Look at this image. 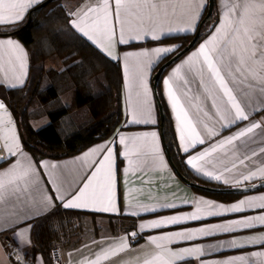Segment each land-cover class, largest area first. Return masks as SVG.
Returning a JSON list of instances; mask_svg holds the SVG:
<instances>
[{
	"label": "crops",
	"instance_id": "0c3cea01",
	"mask_svg": "<svg viewBox=\"0 0 264 264\" xmlns=\"http://www.w3.org/2000/svg\"><path fill=\"white\" fill-rule=\"evenodd\" d=\"M43 1L45 0H39L38 3L33 4L24 13L22 20L15 23H2L0 27H13L24 23L30 11ZM109 2L110 5L114 7L115 0H109ZM177 2L181 6L176 9L175 14L172 13L170 8L169 14L166 17L161 15V17L153 23L146 22L143 25H139V27H143L146 30L155 28L160 39L167 36L195 32L204 19L208 0H177ZM69 4L70 6H74V4L77 3L72 0ZM234 4L241 8L244 4H248L247 20L252 26L257 29L259 28L261 16L260 5L264 4V0H216L220 16L212 31L199 41L195 47L177 60L176 63L168 67L161 77L159 83L160 91L170 108L179 147L182 152H184V142L180 140V122L176 119V111L172 108L171 101L167 97V84L165 81L177 64L187 60V58L197 52L200 46L206 43L212 35L216 34V30L223 20L224 13L229 11ZM102 7L103 0H83L76 12L82 17L90 18L92 16H100L102 20L100 12L93 11V9L101 10ZM232 15L238 16L239 12L233 13ZM194 16L195 19H193ZM189 21H192L191 25ZM113 22L116 26V34L111 43L108 42L106 37L103 38V42H100L99 33L96 34L95 38L97 39L96 47L111 59L119 61L122 68V122L108 139L98 141L78 154L60 159L46 158L37 160L23 145L17 120L7 103L6 96L8 95V91L27 85L30 74V55L27 47L19 38L12 35L0 34V40L6 41L11 39L14 44H19L23 50L18 52L14 49H0V102H3L7 108V112L0 110V160L8 161L7 163H0V172L8 171L10 165L15 160H19L25 166L29 162L35 165L37 161H47L49 164L57 165L69 164L72 165L74 170L79 171L76 183L72 186L73 189L76 187L82 189L83 184L87 183L88 179H91L92 172L99 164L85 165L81 158L91 154L88 156L89 160L97 161L102 160V156L106 155L107 151H113L114 154L115 193L113 189L112 197L116 211L105 213L94 210L107 207V199H104L102 202L89 201L87 208L70 209L81 211L85 213V215L81 220L77 221L74 233L65 235L59 244L62 248L65 264H95L97 260H99V264H146L147 261L156 260L157 257H160L162 260H167L170 259V257L167 256L166 250L160 246L161 242L156 239L160 236L171 235L176 231H193L200 227L211 228L217 223L224 222L227 218L237 219L264 214V211L253 210L245 213H229L227 217H213L201 221H187L179 225H168L157 229L140 227L141 225L149 224L153 220H163L172 215H185L194 212L196 204L201 200H208L214 204H222L227 208L231 207L234 203H239L242 199L264 195V189L241 194L238 198L227 202L197 192L195 187L188 185L179 177L166 153L161 134L160 114L153 80L156 66L147 69L149 91L147 96H144L136 87L135 77L137 65L145 60V58L128 56L126 59L125 57L130 52H151L157 47H172L178 49L180 44L164 43L123 49L121 48L122 45L153 40L151 38V33L149 32L148 35L142 36L138 41H131L124 44L119 41V22L115 20ZM133 26L136 27L137 25L134 23ZM189 27H192L194 30H184ZM125 39H129L127 27L125 30ZM109 51L111 55H108ZM25 53L26 55H24ZM153 59L154 63H156L155 58ZM125 65H127L128 71H125ZM21 81H23V83H21ZM234 91L242 107H244L249 114V120L235 127L221 131V122L218 121V117L209 119L204 116L203 113L197 114L194 108H190L193 120L196 123V131L205 138V144L197 145L195 148L190 147L189 152L186 153L187 160L190 159L192 155H198L209 146L236 133L253 121L261 122L262 125H264V111L253 115L254 110L264 107V95L259 93V89L252 90L247 95L245 91L240 88H236ZM202 94L201 89V95ZM196 103H199V100H197ZM205 103L207 104V110L214 114L210 101H206ZM134 111L136 112L137 119H139L143 113L145 118L155 121V123H133L132 114ZM9 113L11 125L8 123ZM205 124L219 131V135L210 136L208 129L204 127ZM129 126L136 128L129 129ZM145 133L149 134L146 138L144 137ZM151 133H156L154 143L159 149L162 161L157 160L156 163L150 162L143 168H137V155L130 152V158L133 160V164L129 165V157H124V146L119 144L118 137H138L139 140L136 141V144L137 147H140L145 143H153V137L150 135ZM261 133L262 129H256L254 132L256 143L249 145L250 149L256 150L257 156L253 157L250 161H246L245 165L238 164L237 168L233 169L231 172L223 173V178L227 179L228 183L211 179L202 172L193 169L191 165L188 164V166L197 176L223 187L252 183L260 180L262 178L259 176V168L264 167V154L259 153V149L264 147V143H261L264 136H262ZM185 137H188L187 129L185 130ZM9 146H11L12 151L16 153V155L11 158H9ZM129 148H132L131 141H129ZM93 149H100V151L92 154ZM221 155L222 153H216L211 159L216 160ZM148 159L151 161L152 157ZM199 163L200 162H197L198 166ZM230 163L229 161V166ZM205 171H213L215 174H221L223 166L207 167ZM251 171H256L257 176L245 181L241 173L249 174ZM17 172H19V169H17ZM60 174L63 176L66 175L67 172L66 170H61ZM38 175L41 178L42 184L46 186L48 181L43 179L45 173L39 172ZM5 179L7 180V178ZM238 179L240 183H236ZM65 187H67V185H65ZM95 187L96 184L94 182L92 188ZM44 191L51 193L54 189L45 187ZM89 191H91V188ZM64 194L68 195V193ZM56 195L58 197L60 193ZM41 199L40 192H38L35 187H30L28 195L21 194L20 198H16L15 196L8 195L6 192L5 198L0 200V264H14L13 255L17 251H21V249H23V252L33 255L37 264H50L41 253L35 250L33 228L38 219L54 210L59 204H43L41 203ZM172 204L178 205L179 207H167ZM153 208L157 209V211H146V209ZM133 212H139V215H131ZM24 220H30V224L28 227L22 226L19 230L20 235L14 240L13 231H9L8 229H13L14 226L18 224L22 225V221ZM28 228L31 229L30 233ZM250 237L255 238L254 242L249 241ZM261 237H264V227H256L251 230H241L232 234L219 233L207 237L198 235L196 238L188 241L167 244V248L179 253H183L186 248L199 247L203 250V255L194 253L190 258L186 259H182L179 256L171 258L173 264H221V262L225 260L238 256L247 257L246 264H264V257L253 255V253L264 252V246L259 242V238ZM154 239H156L155 243H153ZM233 239L241 243L249 244V246L244 248L230 247V241ZM26 241L29 242L27 247L25 246ZM124 245L127 247H124ZM184 256L187 257L188 254L184 253Z\"/></svg>",
	"mask_w": 264,
	"mask_h": 264
},
{
	"label": "snow or ice",
	"instance_id": "6c2138e0",
	"mask_svg": "<svg viewBox=\"0 0 264 264\" xmlns=\"http://www.w3.org/2000/svg\"><path fill=\"white\" fill-rule=\"evenodd\" d=\"M39 0H0V24L15 23L23 19L24 13ZM181 5L177 0H115L114 7L110 5L109 0H103V7L99 11L102 15L92 17H82L78 12L70 15L65 9V15L68 16V27L77 34L80 38L86 39L93 46L97 45L96 34L99 33L100 42L106 37L111 43L116 34V26L113 22H119V41L127 44L131 41H138L142 36L151 33L153 40L160 39L157 30L144 29L139 27L147 23H153L158 20L161 15L167 16L169 10L173 14ZM248 4H244L241 8L238 5H232L229 11L224 13L223 20L216 30V34L204 44L199 50L193 53L187 60L177 64L172 73L165 81L167 84V97L171 101L172 108L176 111V119L180 122L181 135L180 140L184 142L185 153L189 152V148H195L197 145L205 144L199 132L196 131V123L193 120L190 108H194L197 112L203 113L209 119L218 117L221 122V131L235 127L236 125L249 120V114L242 107L241 102L237 99L234 89L240 88L249 94L252 90L259 89V93L264 95V4L260 5L261 16L260 26L257 29L252 26L247 20ZM239 12V15H232ZM231 17V18H230ZM195 19V16L193 17ZM137 25L134 27L133 25ZM192 21H189L191 25ZM127 27L129 39H125V30ZM185 31H193L192 27L184 29ZM14 49L18 52L23 51L19 44H14L11 39L0 40V49ZM178 51L172 47H157L151 52H130L126 55L131 57H143L145 60L137 65L135 83L140 93L144 96L148 94L147 69L158 66L159 62L167 59L170 54ZM26 55V53L24 54ZM108 55H111L109 51ZM156 63H154V59ZM171 63H176L175 60ZM125 71H128L125 65ZM23 83V81H21ZM131 86V85H130ZM202 89V95H201ZM199 100V103L196 101ZM206 101H210L211 108L214 114L207 110ZM0 110L7 112L6 105L0 102ZM264 111V107L254 110L253 115ZM133 123L148 124L155 123L141 114L137 119L136 112L133 114ZM9 125L11 118L9 113ZM209 135H219V131L205 124ZM188 130V137H185V130ZM256 129H262L261 135L264 136V125L261 122L253 121L236 133L227 136L201 151L198 155H192L187 160V164L193 169L202 172L204 175L216 181L228 183L227 179L223 178L224 172H231L237 168V165H245L246 161L252 160L257 156L255 149H250L249 145L256 143L254 132ZM149 134L145 133L146 138ZM153 137L152 144H143L137 147L136 141L138 137L125 138L118 137L119 144L123 145L124 157H129L128 164L132 165L133 160L130 158V152L137 155L136 167L143 168L151 163H156L157 160L162 161L159 149L154 141L156 133L150 134ZM15 139V138H14ZM129 141L132 142V148H129ZM264 143V139L261 140ZM100 149H93V153ZM216 153H222L216 160L211 157ZM260 154H264V147L259 149ZM9 146V158L15 156ZM88 155L81 159L85 165L99 164L95 167L91 174V179L83 184V188L73 185L76 183V178L79 176V171L74 170L72 165L64 164H49L44 162H29L26 166L19 160L13 161L10 169L6 172H0V200L8 195L20 198L21 194L28 195L30 187H35L41 195V203L43 204H59L65 209H80L87 208L89 201L102 202L107 199V207L94 209L105 213L115 212V204L112 197L114 189L115 193V162L113 151H107L106 155L102 156V160L91 161ZM149 157L152 160L149 161ZM229 161L230 166H229ZM7 160H0V163H7ZM199 163V166L197 164ZM223 166L221 174H215L213 171H205L207 167ZM19 169V172H17ZM66 170V175H61L60 171ZM247 171V169H246ZM44 172L43 179L48 181L45 186L41 182L38 173ZM243 179L246 181L257 176L256 171H251L249 174H243ZM259 176L264 179V167L259 168ZM7 178V180L5 179ZM95 182L96 187L92 188ZM236 183H240L239 179ZM67 185V187H65ZM54 189L51 193L45 192L44 188ZM260 187H264L261 184ZM91 188V191H89ZM57 193L60 195L57 197ZM64 193H68L65 195ZM169 208H177L178 205H168ZM260 210L264 211V195L258 197H250L242 199L239 203H234L231 207H224L222 204H214L208 200H201L196 204L194 212L185 215H172L163 220H153L147 225H141V228L157 229L168 225H179L187 221H201L213 217H227L229 213H245L248 211ZM146 211L156 212L157 209H146ZM131 215H139V212H133ZM35 218V217H33ZM259 222V223H257ZM30 220L22 221V225H15L13 229V239L16 240L20 235V228L28 227ZM256 227H264V214L252 217L231 219L227 218L224 222L217 223L211 228L200 227L193 231H176L171 235L160 236L158 239L161 242V247L166 250V254L170 259L162 260L157 257L156 260L147 261L146 264H173L171 258L181 257L182 259L190 258L194 253L203 255L202 248H186L183 253L172 251L167 248V244L179 241H188L196 238L198 235L207 237L219 233L232 234L241 230H251ZM30 233L31 229L28 228ZM153 240V243L156 242ZM255 238L250 237L249 241L254 242ZM30 241V237H29ZM167 242V243H165ZM259 242L264 246V237L259 238ZM28 241L25 246H28ZM249 244L238 242L233 239L230 241V247L244 248ZM124 247H127L124 245ZM23 251V249H21ZM184 253L188 256L185 257ZM25 256L29 253L24 252ZM255 256L264 257V252L253 253ZM247 257L238 256L221 262V264H246ZM17 264H22L18 261ZM99 264V260L95 262Z\"/></svg>",
	"mask_w": 264,
	"mask_h": 264
},
{
	"label": "trees",
	"instance_id": "16d2710c",
	"mask_svg": "<svg viewBox=\"0 0 264 264\" xmlns=\"http://www.w3.org/2000/svg\"><path fill=\"white\" fill-rule=\"evenodd\" d=\"M72 0H52L44 7L33 9V19L13 27H0L1 35L19 38L30 55V74L27 85L8 91L6 96L19 127L26 150L37 160L60 159L73 156L92 144L108 139L123 119L122 68L117 60L105 55L86 39L80 38L68 27V16L74 14L81 3L70 6ZM83 0H81L82 2ZM208 3L206 7L207 13ZM205 13V15H206ZM219 9L215 4L212 16L202 27L199 41L218 22ZM205 17V16H204ZM195 32L122 45L134 48L164 43H179L178 50L186 46ZM170 58L163 59L154 73ZM52 59L60 70L47 67ZM73 92V101L66 105L62 96ZM165 108V133L162 136L168 156L180 172L190 180L211 186H220L194 174L187 164V154L179 147L170 108L160 91ZM48 117L49 121L36 127L33 120ZM129 129L136 128L129 126ZM201 194L232 201L241 194L211 193L195 187ZM85 213L58 205L36 221L33 228L35 250L51 264V249L59 245L63 237L74 233L77 221Z\"/></svg>",
	"mask_w": 264,
	"mask_h": 264
},
{
	"label": "water",
	"instance_id": "95a60500",
	"mask_svg": "<svg viewBox=\"0 0 264 264\" xmlns=\"http://www.w3.org/2000/svg\"><path fill=\"white\" fill-rule=\"evenodd\" d=\"M51 1L52 0H45L40 5H38L37 7H44L47 4H49ZM215 4H216V0H208V8H207L206 16L203 19V21L200 23V26L197 29V31L195 32V35L192 38V40L186 46L181 48L177 53H175L169 60H167L165 63H163L153 75L155 96H156V101L158 104L159 114H160V129H161L162 136L165 133V108H164V104H163V101L161 99L160 92H159V83L161 81V77L163 76V74L165 73L167 68L170 67L171 65H173V63H171V61L175 60V62H176L182 56H184L190 49H192L193 47L196 46V44L198 43V41L200 40L201 35H202V30H201L202 26L212 16L214 8H215ZM32 13H33V9L30 11V14L28 16V20H27L25 26H27L31 23V21L33 19ZM214 26H215L214 23L211 24L209 27V30H212ZM169 159L171 160L175 171L177 172L179 177H181V179L184 182H186L188 185H190L192 187H196L198 189H201V190H204L207 192L225 193V194H245V193L254 192L257 190L264 189V187H260L261 184H264V179H260V180H257L255 182H252V183L238 184V185H233V186H228V187L211 186V185H207V184H203V183H198V182H195L193 180H190L187 176H185L182 172H180L178 170V168L175 166V164L173 163L171 156H169Z\"/></svg>",
	"mask_w": 264,
	"mask_h": 264
},
{
	"label": "built area",
	"instance_id": "2783aa9c",
	"mask_svg": "<svg viewBox=\"0 0 264 264\" xmlns=\"http://www.w3.org/2000/svg\"><path fill=\"white\" fill-rule=\"evenodd\" d=\"M23 253V251H17L13 255L14 264H17L18 261H21L22 264H37L33 258V255L29 254L25 256ZM51 264H65L63 260L62 248L60 245H56L51 249Z\"/></svg>",
	"mask_w": 264,
	"mask_h": 264
},
{
	"label": "rangeland",
	"instance_id": "374dc122",
	"mask_svg": "<svg viewBox=\"0 0 264 264\" xmlns=\"http://www.w3.org/2000/svg\"><path fill=\"white\" fill-rule=\"evenodd\" d=\"M73 1H75L77 4H79V3H81V0H73ZM77 4H74V6L75 5H77ZM40 5V4H39ZM37 7V6H36ZM34 9V8H33ZM27 20H28V18H27ZM27 22V21H26ZM179 51V50H178ZM178 51H175L173 54H170V58L175 54V53H177ZM169 58V59H170ZM168 59V60H169ZM165 63V62H164ZM46 66L49 68V67H55V68H57V69H59L60 70V68L61 67H58V65H56L55 63H54V61L52 60V59H49V60H47V62H46ZM62 98H63V101H64V103L66 104V105H69V104H71V102L73 101V92L72 91H69V92H66L63 96H62ZM49 121V119H48V117H42V118H39V119H35V120H33V124L38 128V127H41V126H43L45 123H47Z\"/></svg>",
	"mask_w": 264,
	"mask_h": 264
},
{
	"label": "flooded vegetation",
	"instance_id": "af4514ba",
	"mask_svg": "<svg viewBox=\"0 0 264 264\" xmlns=\"http://www.w3.org/2000/svg\"><path fill=\"white\" fill-rule=\"evenodd\" d=\"M205 16H206V15H205ZM204 18H205V17H204ZM202 21H203V20H202ZM199 26H200V25H199ZM202 27H203V26H202ZM198 28H199V27H198ZM201 30H202V29H201ZM196 31H197V30H196ZM196 31H195V32H196ZM198 42H199V41H198Z\"/></svg>",
	"mask_w": 264,
	"mask_h": 264
}]
</instances>
